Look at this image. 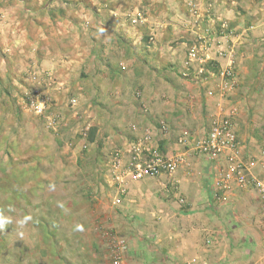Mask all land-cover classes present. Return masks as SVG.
Instances as JSON below:
<instances>
[{"label": "rangeland", "instance_id": "rangeland-1", "mask_svg": "<svg viewBox=\"0 0 264 264\" xmlns=\"http://www.w3.org/2000/svg\"><path fill=\"white\" fill-rule=\"evenodd\" d=\"M164 1L0 0V264H146L134 252L157 249L152 236H127L108 163L123 145L120 118L132 115L120 103L135 105L145 75L168 68L146 59L193 20L173 12L174 33L154 10ZM255 105L243 119L264 134ZM118 239L126 248L115 255Z\"/></svg>", "mask_w": 264, "mask_h": 264}, {"label": "crops", "instance_id": "crops-1", "mask_svg": "<svg viewBox=\"0 0 264 264\" xmlns=\"http://www.w3.org/2000/svg\"><path fill=\"white\" fill-rule=\"evenodd\" d=\"M186 1L154 5L155 12L163 9L169 16L174 33L178 29L170 20L173 12L192 15L195 9L196 13L187 21L184 34L179 38L171 35L170 45L163 43L165 53L146 59L166 64L167 70L145 75L148 80L139 85L141 97L135 105L120 103V114L132 113L127 124L120 118L122 146L125 139L148 132L168 155L180 153L182 162L169 175L127 178L126 190L120 195L115 191L112 201L122 211L121 220H130L125 226L127 236L146 234L158 243L159 249L150 253H143L142 247L134 252L133 243L128 244L141 261L144 255L152 264H264V212L255 190L243 188L235 180L217 185L224 159L194 154L177 141L180 134L202 137L213 117L233 112L237 156L249 165L251 175L264 179V134L254 132L243 119L244 111L256 103L264 109V0H194L188 5ZM153 25L152 31L158 30L159 20ZM198 38L206 41L208 55L217 65L224 66L231 51L237 82L225 96L218 94L213 80L197 82L180 73L185 42ZM152 44L153 48L161 46ZM253 222L257 231L237 234L238 227L252 228ZM125 248L126 243L124 252ZM120 263L124 264L121 259Z\"/></svg>", "mask_w": 264, "mask_h": 264}, {"label": "built area", "instance_id": "built-area-1", "mask_svg": "<svg viewBox=\"0 0 264 264\" xmlns=\"http://www.w3.org/2000/svg\"><path fill=\"white\" fill-rule=\"evenodd\" d=\"M195 13V9H193L192 15L194 16ZM198 41V44L185 46L180 73L188 80L197 82L213 80L219 89L218 94L225 96L237 82L231 51H228L229 57L226 64L224 66L217 65L216 60L208 55L206 41L204 39ZM44 103L43 100H40L31 103V107L36 113L41 114L45 108ZM231 114L233 112L213 117L202 137L193 138L182 134L178 136L177 141L194 154L206 155L210 158L222 157L225 166L216 184L225 185L228 181L235 180L243 188L252 187L259 196V205L264 212V179L251 175L249 165L238 158L239 141ZM49 123L55 128V124L52 125L51 121ZM261 152L264 154V142L261 145ZM181 162L182 155L180 153L168 155L159 148L158 144L152 142V136L148 132H144L140 137L125 141L124 146L115 149L111 153L108 167L112 175L111 181L117 187V192L120 195L126 190L127 178L141 179L169 175L176 170ZM261 163L264 165V161ZM124 246V241L118 239L114 246L115 255L121 253ZM113 264L121 263L116 259Z\"/></svg>", "mask_w": 264, "mask_h": 264}]
</instances>
